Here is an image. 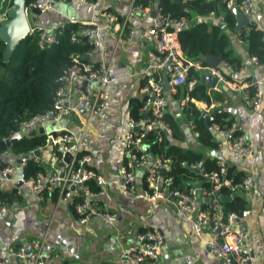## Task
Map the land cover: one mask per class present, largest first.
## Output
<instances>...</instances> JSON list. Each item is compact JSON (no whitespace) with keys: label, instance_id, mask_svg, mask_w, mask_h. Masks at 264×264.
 <instances>
[{"label":"built area","instance_id":"obj_1","mask_svg":"<svg viewBox=\"0 0 264 264\" xmlns=\"http://www.w3.org/2000/svg\"><path fill=\"white\" fill-rule=\"evenodd\" d=\"M100 11L103 0H74ZM264 5V0H261ZM54 0H29L26 1L25 11L37 10L48 12L53 9ZM226 5L231 10H238L248 15L251 20L254 16V3L252 0H226ZM107 20L106 29L116 34V44H128L135 35V28L128 26L132 16L148 19L149 23L142 28V36L148 44L145 51V63L137 76L140 80L141 106L138 117H129L126 121L127 129L122 136L125 153L124 163L118 171V188L125 197H142L151 205L163 203L173 208L174 213L189 225V232L200 237L208 232L207 241L210 252L220 261V264H250L249 255L245 250L246 233L233 226L235 214L226 212L221 197H231L238 192H245L251 188L253 178L245 175L240 180L233 181L227 176L226 166L218 163L215 170H205L197 162H182V165L192 170L198 169L202 180L198 185H190L186 189H179L173 185L171 176H166L162 170L168 168V160L159 156L149 157L144 146L146 134L155 129L171 134L168 124L163 116L169 110V94L176 92L178 87L186 86L190 91L198 83V79L186 81L188 71L192 68L200 74H208L216 78L213 86H207V93L216 89L218 84H224L239 90L226 77L227 74L241 73L224 60H219L216 65L207 63L203 65L200 60L187 56L183 51L178 30L185 27L188 21L185 17H174L164 11L155 1L148 0L145 5L136 0H129L127 10L120 16L111 11H100ZM78 35L84 37L90 49L85 57L98 55L94 62L82 61L80 55H75L72 62L63 73L57 77V87L54 91L51 106L45 110L30 115L24 119L19 127L17 138L23 134H30L32 130L39 129L47 123H55L77 110H82L87 118H95L106 122L109 119L108 107L110 94L108 85L115 81L119 74L109 62L103 58V43L101 41L100 27L94 22L80 24ZM58 25L43 27L35 25L30 27V33H38L37 44L39 48L57 42L56 30ZM76 41V35L71 37ZM262 50L264 51V34L262 35ZM250 61L264 74V62L257 63L255 57ZM76 81V86H74ZM245 87L252 89V93L243 91L241 98L245 109L249 113H256L260 107L263 96V87L260 78H251L244 83ZM243 86V85H242ZM242 89V87L240 88ZM242 91V90H241ZM188 97L184 96L179 101V111L182 110ZM200 101L194 104L204 117L216 136L226 147L228 152L236 158H245L252 154V139L249 132L240 130L236 122L219 123L214 114L207 107H200ZM186 124L195 138L198 131L192 120ZM50 146V161L47 170L37 172L33 176H26L24 167L27 160L32 159L44 163L40 155L43 147ZM148 146V145H147ZM30 151L18 158L15 165L6 164L0 167V182L7 179L14 171L18 170V181L28 191L41 198L45 193H55L57 203L70 207L73 214V223L76 233L83 234L90 230L89 221L96 219L99 222L113 227L117 214L107 210L105 205H99L94 197L103 193L108 181L96 174L90 167L92 157L83 153L78 140L68 132L47 133L43 146ZM2 155H0L1 161ZM142 173L144 187L137 189L136 180ZM89 181H94L97 191L90 189ZM206 183V184H204ZM226 190L225 193L221 189ZM19 193V191H18ZM10 210L6 205H0V220L6 219ZM242 216L248 210L241 211ZM118 239V233H113ZM128 244L120 248L117 260L111 264H162L160 249L164 243L161 230L148 228L135 233L128 238ZM0 264H69L65 261L57 246L47 243L45 237H32L12 246L0 249ZM105 264V263H98Z\"/></svg>","mask_w":264,"mask_h":264},{"label":"crops","instance_id":"obj_2","mask_svg":"<svg viewBox=\"0 0 264 264\" xmlns=\"http://www.w3.org/2000/svg\"><path fill=\"white\" fill-rule=\"evenodd\" d=\"M233 1L237 3L239 0ZM252 1L255 12L250 22L264 34V5L261 0ZM128 2L129 0H103L99 8L100 11H111L120 16L126 12ZM100 11H92L89 6L74 0H54L53 9L48 12L29 11L30 27L58 25L60 28L66 23L80 25L94 21L100 27L103 58L119 74L118 78L108 85L110 94L108 121L87 118L82 110H77L60 121L47 123L36 129L35 134L46 135L65 131L80 142L83 153H88L92 157L89 162L91 169L108 181L103 193L94 197V200L99 205H105L107 210L115 212L117 220L111 227L91 219L88 232L76 233L70 207L57 203L47 193L40 199L37 198L35 193L20 185L18 170L15 167L11 175L0 182V193L14 195L11 200L0 198V205H6L10 210L7 218L0 220V249L32 237H45L47 243L57 246L65 261L69 263L68 258H72L73 263L69 264H111L117 260L120 248L128 244L129 237L148 228H157L164 237L160 249L162 264H220L209 250L208 232L197 237L189 232L188 223L178 217L171 206L163 203L151 205L142 197H125L119 191L118 171L125 159L122 136L127 129L126 121L131 117L130 100H141V83L137 74L144 67L145 51L148 48L141 31L148 25L149 20L132 16L128 26L135 28L133 39L128 44L120 42L116 44V34L106 29L107 20ZM208 18L213 22L217 21L213 15ZM231 38L233 47L242 56L244 63L241 73L230 75V81L238 85L239 90L218 84L216 89L209 92L218 98L211 97L209 103L200 101L198 105L209 108L212 114L221 112L225 119L236 122L240 130L248 131L252 139V154L245 158H236L216 137L218 143L216 149L201 148L186 122L182 124L184 140L178 144L197 147L210 158H214L217 163L222 162L227 168L232 169L237 180L245 175L252 176L253 184L248 191L235 193L224 203H229L228 207L232 209L228 212L235 214L233 226L246 233L245 250L249 255L250 264H264V74L257 75L260 70L247 56L246 45L237 40L234 34H231ZM97 59L98 55L86 58L90 62ZM249 77L260 78L263 87L261 107L256 113H249L241 98L243 91H250V88L244 85ZM76 84L74 81V86ZM173 93L169 94L168 111H174L176 116H179L180 99L179 101L174 99ZM50 150V146H45L39 151L40 157L44 159L42 165L46 170L50 161ZM2 161L16 166L18 159L11 154H5ZM200 182L201 180L196 179L192 184L198 185ZM136 186L137 189L144 187L142 173L137 176ZM243 210H248L246 216H242ZM115 231L119 235L118 239L113 235Z\"/></svg>","mask_w":264,"mask_h":264},{"label":"trees","instance_id":"obj_3","mask_svg":"<svg viewBox=\"0 0 264 264\" xmlns=\"http://www.w3.org/2000/svg\"><path fill=\"white\" fill-rule=\"evenodd\" d=\"M136 1L145 5L148 0ZM153 1L172 16L187 19L188 24L178 30L179 43L187 56L200 60L203 65H207L208 60L213 58L226 61L234 70H239L244 65L242 56L232 45L231 34L246 45L249 59L255 57L257 63L264 62L263 32L251 22L236 31L235 15L227 7L226 0ZM12 3L13 0H0V9L3 5ZM210 15L217 18V21H211L208 18ZM80 27L78 23L64 24L55 32L57 42L44 48H39L37 44L38 33L36 31L29 33L20 40L7 58L4 55L5 43L0 39V155L2 157L11 154L18 159L43 146L44 134H23L20 138H11L9 143L7 138L11 133L19 130L24 119L51 106L57 87L56 79L72 62L75 55H80L82 61H87L85 53L90 46L83 36L77 34ZM73 35H76V41L71 40ZM225 75L231 79L230 74ZM193 78L201 79L200 74L191 68L186 81ZM249 93H252L251 88ZM172 96L178 101L184 96L188 99L179 116H176L174 111H168L163 116L171 134L167 135L163 130L155 129L146 134L145 142L148 145L149 157L159 156L169 161L164 173L172 177L173 185L179 189H186L194 180H202V176L182 165V162L187 164L197 162L208 171L217 169L218 163L197 147L178 144L184 140L182 124L192 120L198 131L196 139L198 145L205 149H216L218 146L216 136L210 126L206 125L204 115L196 108L194 100L209 103L211 97L214 99L218 97L215 94H208L206 85L201 81H198L190 91L186 90V86L178 87ZM140 106L141 100H130L131 117L139 116ZM214 117L219 123L233 121L225 119L221 112H215ZM2 157L0 167L6 165ZM226 170L227 176L237 181L232 169L226 167ZM40 171H46V167L32 159L27 160L24 167L26 176H33ZM89 186L93 191L98 190L93 181H89ZM221 192L225 193L226 190L222 188ZM48 194L55 199V193ZM13 197L11 193H0V198L3 200H11ZM228 204L223 202L226 212L232 209Z\"/></svg>","mask_w":264,"mask_h":264},{"label":"water","instance_id":"obj_4","mask_svg":"<svg viewBox=\"0 0 264 264\" xmlns=\"http://www.w3.org/2000/svg\"><path fill=\"white\" fill-rule=\"evenodd\" d=\"M26 0H13L12 6L7 10V19L2 21L0 24V39L5 43V58H7L15 48V46L30 33V25L28 20V13L25 11ZM232 12L235 15V30L239 31L242 27L250 24V19L248 15L241 13L237 7H233ZM32 21H34L32 19ZM219 61L218 58L209 59L208 63L216 65ZM201 82L205 83L207 86H213L216 82L215 77H211L208 74H202ZM206 125H209L206 116L204 117ZM42 132V129L39 130ZM35 134V130L30 132V135ZM18 137L16 132L10 134L7 138V143L11 138ZM145 151H148V146H144ZM35 155H39V151H34ZM196 173L198 169L194 170ZM164 173V170H162ZM229 196L223 195L221 197L222 201H228ZM82 264V263H80Z\"/></svg>","mask_w":264,"mask_h":264},{"label":"rangeland","instance_id":"obj_5","mask_svg":"<svg viewBox=\"0 0 264 264\" xmlns=\"http://www.w3.org/2000/svg\"><path fill=\"white\" fill-rule=\"evenodd\" d=\"M12 6L11 5H7V6H2L1 9H0V24L2 23V21L6 20L8 17H7V10ZM69 260V263H73V260L72 258H68Z\"/></svg>","mask_w":264,"mask_h":264}]
</instances>
